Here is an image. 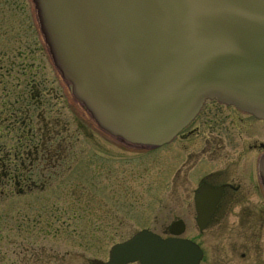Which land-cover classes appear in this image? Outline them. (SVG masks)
<instances>
[{
    "label": "water",
    "instance_id": "1",
    "mask_svg": "<svg viewBox=\"0 0 264 264\" xmlns=\"http://www.w3.org/2000/svg\"><path fill=\"white\" fill-rule=\"evenodd\" d=\"M32 2L72 96L117 141L163 145L207 99L264 120V0ZM200 260L195 245L142 232L114 246L105 264Z\"/></svg>",
    "mask_w": 264,
    "mask_h": 264
},
{
    "label": "flooded vegetation",
    "instance_id": "2",
    "mask_svg": "<svg viewBox=\"0 0 264 264\" xmlns=\"http://www.w3.org/2000/svg\"><path fill=\"white\" fill-rule=\"evenodd\" d=\"M9 77L7 85L0 82V195H74L84 192L75 180L82 176L95 180L103 175L110 188L117 162L120 168L124 162L112 138L75 110L71 98L65 107L43 95L37 84L33 92L15 97L14 75ZM258 129L263 131V122L208 101L173 141L154 151L166 161L162 168L154 165L157 175L167 179L176 206L171 223L180 221L210 238L233 230L229 255L209 254L200 245L206 264H264V183L258 173L264 137L254 134ZM247 153L252 156L245 159ZM139 179L126 173L114 181Z\"/></svg>",
    "mask_w": 264,
    "mask_h": 264
},
{
    "label": "rangeland",
    "instance_id": "3",
    "mask_svg": "<svg viewBox=\"0 0 264 264\" xmlns=\"http://www.w3.org/2000/svg\"><path fill=\"white\" fill-rule=\"evenodd\" d=\"M0 65L4 72L15 73L14 96L33 92L37 84L43 95L50 94V98L53 96L70 107L66 104L70 94L53 66L32 0H0ZM8 83L5 75V84ZM69 102L76 106L74 101ZM262 133L264 129L254 134L264 137ZM111 146L120 149L124 162L121 161V168L117 162L110 188L106 187L103 175L95 180L82 176L75 180L83 185L84 192L74 191V195H0V264L105 262L112 245L138 231L146 229L166 237L167 227L176 216V206L172 204L167 179L157 175L158 167L166 163L159 156L161 151L131 150L114 140ZM94 151L100 154L97 148ZM250 156L247 153L244 158ZM126 173L139 174L140 179L116 184L114 179ZM232 237L231 227L223 229L217 238L198 235L191 228L182 235L199 243L209 254L224 256L231 252ZM206 263L204 260L203 264Z\"/></svg>",
    "mask_w": 264,
    "mask_h": 264
}]
</instances>
